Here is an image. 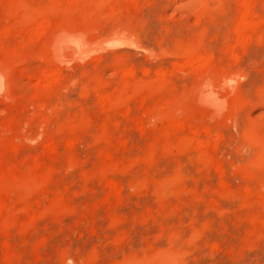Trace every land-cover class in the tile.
<instances>
[{"label": "rangeland", "instance_id": "obj_1", "mask_svg": "<svg viewBox=\"0 0 264 264\" xmlns=\"http://www.w3.org/2000/svg\"><path fill=\"white\" fill-rule=\"evenodd\" d=\"M0 66V264H264V0H0Z\"/></svg>", "mask_w": 264, "mask_h": 264}, {"label": "bare ground", "instance_id": "obj_2", "mask_svg": "<svg viewBox=\"0 0 264 264\" xmlns=\"http://www.w3.org/2000/svg\"><path fill=\"white\" fill-rule=\"evenodd\" d=\"M244 10H245V9H244ZM64 20H65V19H64ZM71 20H72V19H71ZM71 20H70V21H71ZM70 21L68 22V23H69L68 25H70ZM72 21H73V20H72ZM72 21H71V22H72ZM63 22H65V21H63ZM64 24L67 25L66 22H65ZM72 26H73V25H72ZM64 27H65V26H64ZM67 27H68V26H67ZM69 27H71V26H69ZM72 28H73V27H72ZM65 29L67 30L66 27H65ZM70 29H71V28H70ZM60 31H61V30H60ZM59 36H60V34H59ZM0 67H1V66H0ZM209 70H211V69H209ZM220 72H221V71H220ZM209 73H210V72H209ZM208 75H209V74H208ZM212 75H213V74H212ZM206 76H207V75H206ZM209 76L211 77V74H210ZM220 76H221V75H220ZM231 76H232V75H231ZM221 77H222V76H221ZM233 77H234V76H233ZM202 78H203V77H202ZM204 78H205V76H204ZM207 78H208V77H207ZM212 78H213V77H212ZM213 79H214V78H213ZM234 79H235V78H233V80H234ZM209 80H210V78H208L207 81H209ZM233 80H232V81H233ZM210 81H211V80H210ZM234 81H235V80H234ZM206 83L208 84V82H206ZM210 83H211V82H210ZM226 84H227V83H226ZM229 84H230V82H229ZM208 85H209V84H208ZM232 88H233V87H232ZM232 88H231V89H232ZM208 98H209V96H208ZM208 102H209V101H208Z\"/></svg>", "mask_w": 264, "mask_h": 264}]
</instances>
